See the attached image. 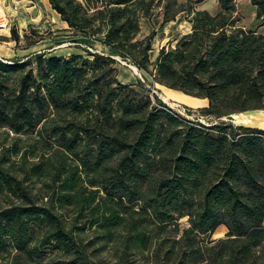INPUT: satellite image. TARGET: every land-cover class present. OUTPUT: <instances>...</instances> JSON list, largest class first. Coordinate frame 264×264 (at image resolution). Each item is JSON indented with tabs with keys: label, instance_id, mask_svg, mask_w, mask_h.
<instances>
[{
	"label": "trees",
	"instance_id": "obj_1",
	"mask_svg": "<svg viewBox=\"0 0 264 264\" xmlns=\"http://www.w3.org/2000/svg\"><path fill=\"white\" fill-rule=\"evenodd\" d=\"M164 1L163 23L187 11L192 30L154 63L141 20ZM203 1L50 0L113 53L0 57V127L16 135L0 159L2 264H264V131L191 120L118 78L116 55L208 113L264 109V0L255 28L237 0Z\"/></svg>",
	"mask_w": 264,
	"mask_h": 264
},
{
	"label": "rangeland",
	"instance_id": "obj_2",
	"mask_svg": "<svg viewBox=\"0 0 264 264\" xmlns=\"http://www.w3.org/2000/svg\"><path fill=\"white\" fill-rule=\"evenodd\" d=\"M192 1L195 3L197 0ZM166 2L160 3L155 10L153 19L143 17L141 20V38L155 33L154 50L152 53V59L155 62L163 47L170 48L174 46L177 42L173 40L188 33L192 27L189 20L192 13L189 14L187 11L181 12L175 20L163 23ZM179 2L185 3L188 0H179ZM195 7L200 10L206 9L213 13L221 9L219 0H204L202 3L195 4ZM237 8L239 15L243 17L242 23L247 28H255L259 25L257 19L258 7L253 0H237ZM0 12L5 15L1 20L7 22L6 17L9 20L8 27L5 30L0 29L1 58L27 59L31 55L40 52L69 56L75 52L87 54L86 49L99 52L108 51V48L110 49V47L105 46L101 42L99 38L101 35L93 39L82 34H74L69 29L68 23L63 20L62 15L53 8L50 0H37L35 2H30L29 0H0ZM262 28L264 30V27ZM14 30H17L20 34L19 41L14 39ZM164 34L173 37H170L171 39L166 41V39H163ZM116 57L118 60L119 80L130 79L132 76L128 75V73L134 74L139 79L136 87L143 94H150L154 102L157 101V96H159V98L163 101L165 100L169 106L181 112L184 116L205 124H216L223 121L234 122L235 125L239 124L237 120L232 121L226 115L219 117L217 114L208 113L206 109L209 104L205 98L198 100L183 98L179 101L171 100L167 96L165 97L163 90L159 86L160 84L155 81L154 76L149 71L141 69L131 60H126L120 55H116ZM8 131L7 128L0 127V159L4 156V150L10 147L16 139V135L12 132L9 134ZM21 138L23 139L21 145L24 148L33 140V137L29 135H22ZM13 160L19 164L20 158L14 156ZM228 230L226 225L220 226L217 231H221L222 234H217L216 231L213 238L225 237ZM0 264H2L1 259Z\"/></svg>",
	"mask_w": 264,
	"mask_h": 264
},
{
	"label": "water",
	"instance_id": "obj_3",
	"mask_svg": "<svg viewBox=\"0 0 264 264\" xmlns=\"http://www.w3.org/2000/svg\"><path fill=\"white\" fill-rule=\"evenodd\" d=\"M228 117L232 121L237 120L238 126L264 131V109L234 112Z\"/></svg>",
	"mask_w": 264,
	"mask_h": 264
},
{
	"label": "crops",
	"instance_id": "obj_4",
	"mask_svg": "<svg viewBox=\"0 0 264 264\" xmlns=\"http://www.w3.org/2000/svg\"><path fill=\"white\" fill-rule=\"evenodd\" d=\"M30 2H35V1H37V0H29ZM66 22V21H65ZM191 30H192V27H191V29H190V31L189 32H191ZM188 32V33H189ZM187 34V33H186ZM185 35V34H184ZM170 37H173V36H166V34H164L163 35V39H166V41H169L171 38ZM174 39V38H173ZM177 39H178V37L175 39V40H173V41H175V42H177ZM176 45V44H175ZM174 45V46H175ZM107 48V47H106ZM106 52V54H112L113 52L108 48V51H104V52H102V53H105ZM118 56V55H117ZM1 57V56H0ZM3 57V56H2ZM152 61H153V59H152ZM153 62H155V61H153ZM153 69V68H152ZM128 75H130V76H132V77H130V79H126V80H122V82H124V83H133V84H137V83H139V79L134 75V74H130V73H128ZM160 84V83H159ZM160 87H161V89L163 90V92H164V94H165V97L167 96L169 99H171V100H179L180 101V99H194V100H198V99H200L199 97H195V96H192V95H188V94H186L185 92H182V91H179V90H175V89H172V88H170V87H168V86H166V85H163V84H160L159 85ZM205 99H207V98H205ZM208 100V99H207ZM165 101V100H164ZM208 104H209V100H208Z\"/></svg>",
	"mask_w": 264,
	"mask_h": 264
},
{
	"label": "built area",
	"instance_id": "obj_5",
	"mask_svg": "<svg viewBox=\"0 0 264 264\" xmlns=\"http://www.w3.org/2000/svg\"><path fill=\"white\" fill-rule=\"evenodd\" d=\"M5 19H7V22H4V20H1V18H0V29H2V30H5L9 25L8 18L6 17ZM114 57L117 58L116 56H114Z\"/></svg>",
	"mask_w": 264,
	"mask_h": 264
},
{
	"label": "bare ground",
	"instance_id": "obj_6",
	"mask_svg": "<svg viewBox=\"0 0 264 264\" xmlns=\"http://www.w3.org/2000/svg\"><path fill=\"white\" fill-rule=\"evenodd\" d=\"M3 17H5V15L0 12V18H3ZM216 233L217 234H222L221 231H217Z\"/></svg>",
	"mask_w": 264,
	"mask_h": 264
}]
</instances>
